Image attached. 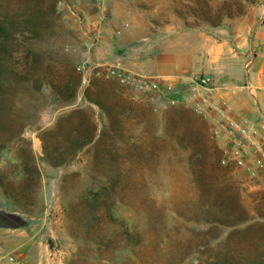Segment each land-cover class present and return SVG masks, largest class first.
<instances>
[{
  "label": "rangeland",
  "instance_id": "obj_1",
  "mask_svg": "<svg viewBox=\"0 0 264 264\" xmlns=\"http://www.w3.org/2000/svg\"><path fill=\"white\" fill-rule=\"evenodd\" d=\"M6 1L0 0V6ZM77 7L86 13L80 20L73 15ZM254 9L264 11V0H58L59 28L48 31L44 47L52 53L61 48L78 66L88 68L95 66L94 50L101 45H105V55L111 47L123 55L130 46L143 45L168 30L215 28ZM96 25L99 36L93 33ZM89 73L90 80L111 82L126 99L122 104L113 101L127 111L119 114L118 122L111 124L106 113L86 103L83 89L72 102L63 103L46 86L33 100L18 96V108L25 103L30 106L21 113L27 123L21 136L24 141L12 140L0 151L1 179L17 185L23 176L18 156L21 145H31L41 156L40 136L54 128L61 116L77 107L89 108L98 133L106 130L94 144L101 145L97 153L90 145L64 166L40 163L36 203L27 210L7 199L0 184L1 205L24 215H18L22 219L42 217L44 209L51 208L54 225L49 231L44 229L41 238L50 248L53 261L49 264L264 261V179L241 175L210 123L191 108L136 95L98 76L96 67ZM110 162L124 171L111 194L116 200L114 225L119 227L114 232L116 243L126 239L130 246L104 252L79 235L70 206L88 188L105 181L99 169Z\"/></svg>",
  "mask_w": 264,
  "mask_h": 264
},
{
  "label": "trees",
  "instance_id": "obj_2",
  "mask_svg": "<svg viewBox=\"0 0 264 264\" xmlns=\"http://www.w3.org/2000/svg\"><path fill=\"white\" fill-rule=\"evenodd\" d=\"M57 11L58 0H8L0 6V151L12 140L24 141L21 136L27 123L21 113L29 111L30 106L25 103L18 108V96L33 100L46 86L63 103L72 102L83 89L84 101L106 113L111 124L118 122L119 114L127 112L113 103L122 104L126 99L111 82L89 80L85 85L84 73L72 56L61 48L53 53L45 49L48 31L59 28ZM105 132L98 133L89 108L77 107L61 116L54 128L42 132L41 156L34 153L31 145H21L18 150L21 182L6 184L0 176L6 198L24 210L32 207L41 181L40 163L64 166L90 145L97 153L101 145L94 144L100 142ZM99 171L105 181H99L96 188H88L78 196L70 210L84 240L94 241L104 252L123 250L130 244L126 239L116 243L118 234L114 232L119 227L114 225L112 210L116 200L111 194L117 188L116 178L124 171L112 162ZM250 264H264V261Z\"/></svg>",
  "mask_w": 264,
  "mask_h": 264
},
{
  "label": "crops",
  "instance_id": "obj_3",
  "mask_svg": "<svg viewBox=\"0 0 264 264\" xmlns=\"http://www.w3.org/2000/svg\"><path fill=\"white\" fill-rule=\"evenodd\" d=\"M104 47L94 50L96 64L114 63L127 73L148 76L164 85L190 87L200 78H210L226 88L235 109L264 128V11L254 9L215 28L168 30L143 45L130 46L123 55L112 47L105 55ZM44 211L42 217L22 219L24 215L5 210L0 202V251L14 255L19 264L53 261L41 238L54 220L51 208Z\"/></svg>",
  "mask_w": 264,
  "mask_h": 264
},
{
  "label": "built area",
  "instance_id": "obj_4",
  "mask_svg": "<svg viewBox=\"0 0 264 264\" xmlns=\"http://www.w3.org/2000/svg\"><path fill=\"white\" fill-rule=\"evenodd\" d=\"M73 15L80 20L86 13L83 7H77ZM93 33L96 36L101 33L98 25ZM95 67L98 76L113 80L136 95L169 106L191 108L210 123L215 137L225 145L231 162L241 175L249 180L264 179V128L232 106L224 86L203 77L190 87H171L148 76L127 73L114 63L96 64ZM79 68L84 73V84H88L89 69L85 65ZM5 263L19 264V261L14 255L0 251V264Z\"/></svg>",
  "mask_w": 264,
  "mask_h": 264
}]
</instances>
